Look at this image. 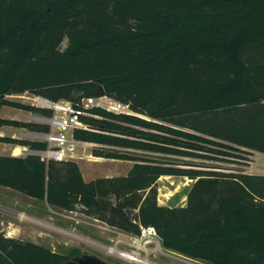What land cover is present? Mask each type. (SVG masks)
<instances>
[{
	"label": "trees",
	"instance_id": "1",
	"mask_svg": "<svg viewBox=\"0 0 264 264\" xmlns=\"http://www.w3.org/2000/svg\"><path fill=\"white\" fill-rule=\"evenodd\" d=\"M24 94L77 107L108 96L135 113L91 109L87 129L73 132L79 142L210 160L264 155V0H0V131L48 134L1 116L3 107L53 116L8 99ZM93 154L134 164L88 182L74 161L0 156V186L132 236L152 227L163 248L192 260L264 264V175ZM162 177L194 181L186 206L159 204ZM74 258L0 232V264Z\"/></svg>",
	"mask_w": 264,
	"mask_h": 264
},
{
	"label": "rangeland",
	"instance_id": "2",
	"mask_svg": "<svg viewBox=\"0 0 264 264\" xmlns=\"http://www.w3.org/2000/svg\"><path fill=\"white\" fill-rule=\"evenodd\" d=\"M66 47L67 41L63 43L62 50H65ZM8 99L35 105L34 96L29 94L10 96ZM25 112L11 107H3L1 116L23 120ZM32 117L35 123H44L45 117L36 114H32ZM17 130L14 127L7 126L6 128L9 135ZM83 143L77 150V158L71 161L78 163L84 179L88 182L99 178L125 176L134 164L121 160L97 158L93 154V150L96 148L118 151L133 158L160 163L180 165L191 163L220 168L223 171L264 175V155L257 152L244 154L241 159L210 160L113 148L97 143ZM14 146L11 145V148H18ZM5 152V145L0 144V155L6 156ZM90 156H93L94 159H91ZM193 183L194 181L185 177H162L158 181L159 204L166 207L186 206L187 195ZM0 231L6 237L11 235L9 237L34 243L63 255L71 253L76 257L89 255L110 264H207L166 250L158 237L148 243L143 242L141 247L136 249L133 246L132 238L134 236L132 235L82 214L65 212L44 201L29 198L2 186H0ZM111 250H115L116 253H112ZM132 251L138 253L134 257L141 263L124 259L119 255V253H131Z\"/></svg>",
	"mask_w": 264,
	"mask_h": 264
},
{
	"label": "built area",
	"instance_id": "3",
	"mask_svg": "<svg viewBox=\"0 0 264 264\" xmlns=\"http://www.w3.org/2000/svg\"><path fill=\"white\" fill-rule=\"evenodd\" d=\"M34 98L35 105L33 106L53 111L51 118L43 119V124L50 128V132L44 134L42 138L43 142L47 143V149L44 151H34L27 147H19L16 149V156L26 157L35 155L47 163L50 161H71L77 158V150L81 147V143L73 138V132L75 129H87L86 125L82 123L81 118L89 116L91 109L97 108L114 114L135 116V113L128 105L108 96L84 99L80 107L68 101L54 103L40 97ZM90 158L94 159L93 156H90ZM157 237V232L154 228H142L141 234L132 238L133 246L139 249L143 242L148 243ZM122 255H138V253L132 251L131 253H122Z\"/></svg>",
	"mask_w": 264,
	"mask_h": 264
},
{
	"label": "crops",
	"instance_id": "4",
	"mask_svg": "<svg viewBox=\"0 0 264 264\" xmlns=\"http://www.w3.org/2000/svg\"><path fill=\"white\" fill-rule=\"evenodd\" d=\"M2 111V109H1ZM25 112V111H24ZM26 114L24 115L23 117V120H16L15 118L13 117H10V118H5V119H9V120H14V121H19V122H31V123H35L34 122V119L32 117V114L29 113V112H25ZM9 127V126H8ZM6 127H3L0 131V135L2 137H8V138H14V139H21V140H28V141H37V142H43V135L44 134H41V133H36V132H30L26 129H23V128H17V127H14L16 128L17 131H14L13 133H11L10 135L7 133L6 131ZM80 146H82L84 143L83 142H80ZM2 144V143H0ZM2 145H5L6 147V156H16V149L14 148H11V145L12 144H2ZM15 148L16 147H22V146H14ZM81 148V147H80ZM2 156V155H0ZM1 232V231H0ZM2 233V232H1ZM8 237L11 236V235H7ZM11 238H15V237H11Z\"/></svg>",
	"mask_w": 264,
	"mask_h": 264
},
{
	"label": "water",
	"instance_id": "5",
	"mask_svg": "<svg viewBox=\"0 0 264 264\" xmlns=\"http://www.w3.org/2000/svg\"><path fill=\"white\" fill-rule=\"evenodd\" d=\"M69 264H110L106 263L103 260H100L96 257L84 255L82 257L77 258L75 261L70 262Z\"/></svg>",
	"mask_w": 264,
	"mask_h": 264
},
{
	"label": "bare ground",
	"instance_id": "6",
	"mask_svg": "<svg viewBox=\"0 0 264 264\" xmlns=\"http://www.w3.org/2000/svg\"><path fill=\"white\" fill-rule=\"evenodd\" d=\"M111 251H112V253H116L115 250H111ZM119 255H120L121 257L127 259V260H131V261H135V262H139V263H141V261H140V260H137V259L134 257V255L125 256V255H122V253H121V254L119 253Z\"/></svg>",
	"mask_w": 264,
	"mask_h": 264
},
{
	"label": "flooded vegetation",
	"instance_id": "7",
	"mask_svg": "<svg viewBox=\"0 0 264 264\" xmlns=\"http://www.w3.org/2000/svg\"><path fill=\"white\" fill-rule=\"evenodd\" d=\"M79 258V257H78ZM77 258H74L71 262L75 261Z\"/></svg>",
	"mask_w": 264,
	"mask_h": 264
}]
</instances>
